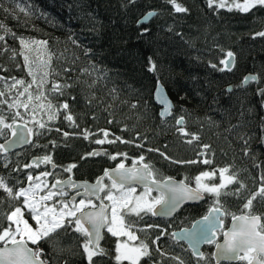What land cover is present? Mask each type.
I'll return each instance as SVG.
<instances>
[{
  "label": "trees",
  "instance_id": "obj_1",
  "mask_svg": "<svg viewBox=\"0 0 264 264\" xmlns=\"http://www.w3.org/2000/svg\"><path fill=\"white\" fill-rule=\"evenodd\" d=\"M178 3L188 11L176 13L165 0H0V24L14 34L0 31L5 35L0 41V76L23 80L24 85H17L21 88L35 78L31 92L43 93L38 102L44 105L33 110L37 121L24 124L23 112L9 98L6 81L0 79V91L5 93L0 101H7L0 103V115L13 123L12 117L19 112L16 123L40 133L33 134L23 149L0 153V175L7 178L10 187L18 191L26 184L24 165L34 157H51L54 171L59 173L53 172L57 178L54 181L70 177L95 182L106 169L121 163L132 165L133 161L139 164L137 159L143 156L142 162L151 165L157 180L174 178L193 187L195 178L203 172L214 175L202 182L218 185L219 169L228 168L225 175L235 174L246 188L239 195L221 197L222 210L228 213L223 217L224 225L232 214L247 213L243 205L258 190L264 176V95L260 94L264 89V37L255 35L264 31V8L244 13L235 8H209L207 0ZM148 12L158 15L138 26L137 21ZM144 28L148 29L146 33H142ZM19 37L47 43L25 49ZM228 52L234 54V64L231 70L220 71L224 68L220 61ZM149 57L155 64L154 72L148 70ZM246 74L257 76V81L243 86ZM41 81L46 82L38 88ZM50 81L68 87L54 91ZM157 82L173 101L167 118L159 116L153 102ZM49 103L51 108L47 107ZM64 103L69 105L67 110L59 107ZM9 104L14 106L9 108ZM69 113L75 126L65 119ZM50 115L54 118L49 119ZM180 117L189 135L178 132L176 120ZM41 123L44 128H40ZM86 129L90 133L87 139ZM105 131L109 133L107 140L119 137L129 143L105 142V153L88 155L99 149L95 141L103 138ZM193 134L199 139L188 143ZM73 164L76 167L65 171ZM237 188L239 184L234 183L225 191L235 192ZM0 201V213L21 206L19 200L10 199L2 190ZM214 201V195L205 194L202 202L184 206L169 220L125 214L127 224L139 227L140 238L135 242L149 244L151 257H142L139 264H179L180 260L198 264L186 245L175 242L171 234L189 227L214 206ZM251 214L264 217V202L259 198ZM0 223L8 227L10 222L5 217ZM144 226L148 228L142 230ZM162 231L167 234L161 235ZM157 236L158 248L173 257H162L155 249L152 241ZM120 239L105 232L101 247L106 254L94 257V264H129L115 259ZM84 240L73 222L51 239L40 241L38 247L43 249L42 259L48 264H88L82 248ZM203 253L206 259L199 264H214L212 246Z\"/></svg>",
  "mask_w": 264,
  "mask_h": 264
},
{
  "label": "snow or ice",
  "instance_id": "obj_2",
  "mask_svg": "<svg viewBox=\"0 0 264 264\" xmlns=\"http://www.w3.org/2000/svg\"><path fill=\"white\" fill-rule=\"evenodd\" d=\"M130 3H134L135 0H129ZM166 3L170 4L176 13H186L188 9L184 7L178 0H165ZM207 5L209 8L215 7L216 9L228 8L229 11L235 8L240 12L248 13L257 8H264V0H243L242 3L237 2V0H207ZM158 15L156 12H148L141 20L137 21V25L147 22L151 17ZM0 31H4L5 35H13L10 33L3 24H0ZM147 28L142 30V33H146ZM5 35H0V41L5 40ZM259 37H264V31L255 34ZM16 38V37H14ZM19 42L22 48L30 49L33 46L39 44H46L44 41H34L25 40L19 37ZM15 55V53H13ZM26 64L28 57H24ZM220 63L224 65L220 71L225 69L231 70V66L234 64V54L232 52L227 53V57L221 60ZM149 68L150 72H154L155 64L152 62L151 57H149ZM213 68L216 65H212ZM31 75V70H29ZM2 79V78H0ZM258 79L255 75H249L244 77V83L249 81H256ZM46 81H41L38 88L43 86ZM23 80L13 78V83L8 86L9 91L12 88H16L17 85H24ZM33 83H35V78H33ZM32 85L29 84L24 88L22 92H18V96L22 97L27 94L28 101L33 100L32 93L30 92ZM53 90L59 91L62 87H68L67 85L53 84ZM162 86L157 84L156 94L159 99V103L163 105L160 112L161 117H165L171 114L172 104L171 102L162 97ZM260 94L264 95V89L260 90ZM5 96V93L0 91V97ZM43 97V93L35 97L36 100H40ZM7 101H0V103H6ZM9 108L13 107L14 104H9ZM26 110L29 107V103H21ZM44 105H41L43 107ZM48 108L52 105L49 103ZM65 110L68 109L69 105L64 103L59 106ZM136 107V105H133ZM20 113L16 112L12 117L13 123L9 124L5 121L3 115H0V136H3L5 130H12V139L6 140L5 143L0 144V153H6L12 147L19 144L30 143V137L33 134L39 135L40 133H34L32 128H27V125L21 127L16 123V117H19ZM54 116L50 115L49 119H53ZM65 119L69 121L73 126H75V119L71 113L65 116ZM176 124L181 126L178 128V132L181 135H189L182 127L184 125V118L180 117L176 120ZM40 128H44V124L39 125ZM67 132L64 136H68ZM90 133L86 129L84 131V138L87 139ZM109 133L104 132L105 139L97 140L96 143L103 144L115 143L117 141L122 143H129L128 141H122L119 137L115 140H107ZM199 137L192 135V139L187 141L192 143L194 140H198ZM205 148L208 146L205 145ZM158 151V150H157ZM100 153L93 152L88 155H99ZM247 154V152H246ZM126 155V154H125ZM161 155H164L161 153ZM168 159V157H165ZM115 159V156L112 157ZM142 162L144 157H139ZM196 161H189L188 163H195ZM40 163H51V157L45 155L42 159L37 158L33 164L38 166ZM136 161H133L134 167L127 168L124 164L117 165V168L109 173L107 170L105 176L112 178V186L107 189V196L100 198L98 196L99 192L105 191L106 186L101 184L103 177L98 179L95 185L89 186L88 184H83L81 187L85 189V195H97L101 199L99 207L92 203L89 198L87 200L81 199L79 204H72L69 207L68 203L63 204V208L60 210L59 218L55 215L49 219V213L53 212V209H49L46 205H42L43 201L50 200L53 195H61L64 193H54L49 191L48 195L40 196L39 200L35 198V192L30 184L28 188H20L16 191L13 187H10L7 183V178L0 175V190L4 191L7 196L12 200H19L23 197V205L17 206L10 213H0V218H5L9 221L8 227H4L0 223V264H48L47 260L42 259L44 255L43 249L38 247V244L42 240L51 239L53 236L57 235L59 231L74 222L75 231L79 232L84 238V243L82 244L83 252L86 254L88 264H94V257L103 256L106 254L105 249L100 246V241L102 239L101 231L103 228L107 227L108 231L113 236H127L129 240H137L138 237L130 231L132 228L131 224L125 222V212L127 209L131 213H135L140 216L141 213H151L152 215H170L174 212L178 206L185 200H200L203 199L205 194H212L215 196L214 206L209 209L208 215L204 216L200 221L194 222L193 227L190 230H182L181 233H172L173 239L188 240L189 245L192 248L193 255L199 260L206 259L205 254L199 251V245L202 243L213 244L215 243L217 251L212 254L216 259L217 264L223 261H247V264H264V259H259V257L264 256V217L260 215H252V208L254 201L259 198L264 202V176H261V185L256 192L252 194L250 198L247 199L246 203L243 205V209L247 210L246 214L236 216L232 214L233 224L231 229L223 231V217L228 215L226 211H222L223 205L220 203V199L224 195H239L242 190L246 188V185L239 182L236 179L235 174L225 175L229 170L228 168L219 169L220 173V183L209 184L202 182L203 178H210L214 173L203 172L196 179V187H188L183 181L175 182L171 178H167L163 181H159L155 178V172L151 165L142 163L139 167H136ZM204 163H211L209 160H205ZM33 164L24 165L25 168L33 167ZM76 165H69L65 171H71ZM43 176L50 175L45 172ZM40 180L41 177H36ZM28 180L31 182L33 177L29 175ZM142 184L145 188V192L140 196H134L130 194L134 192L131 189V184ZM234 183L239 184V188L235 192H227L228 185ZM58 185H67L71 188H77L76 183L69 179L68 181H57L55 184L51 185L53 189L57 188ZM113 189L115 192H113ZM155 189L160 192V196L153 198L150 193ZM130 190V191H128ZM29 193L32 194V198H29ZM77 195H80L77 192ZM107 199L110 203L105 204L103 201ZM2 203V201H0ZM111 208V220H109L106 209ZM31 215V218L36 222V227L33 228L29 225L28 221L24 219V211ZM68 217L70 219H65ZM13 225L15 227L13 228ZM22 225V226H21ZM149 227H153L149 225ZM218 230L223 233V243L216 241V236ZM166 232H161V235H166ZM160 239V236L156 237V240L152 241L155 244ZM29 242L32 245H37V248L33 249L29 247ZM159 251V249H157ZM117 255L115 259L119 262L121 260H126L129 264H139L142 257H151V252L149 251V244L144 241H139V247H129L127 243L116 245ZM163 254V253H162ZM178 259V258H176ZM179 264H185L183 260H180Z\"/></svg>",
  "mask_w": 264,
  "mask_h": 264
},
{
  "label": "rangeland",
  "instance_id": "obj_3",
  "mask_svg": "<svg viewBox=\"0 0 264 264\" xmlns=\"http://www.w3.org/2000/svg\"><path fill=\"white\" fill-rule=\"evenodd\" d=\"M230 2H231V0H230ZM237 2L242 3L243 0H237ZM0 35H4V32H0ZM40 75H43V72L42 71L40 72ZM0 78H2V80H5L6 81V86H7L8 91H9V87L8 86H10L13 83V79L12 78L5 79V77H2V76H0ZM48 84H50V86H52L53 84H59V83L57 81H50V82H48ZM31 85H32V87H31V89H32L35 85L33 83ZM31 89H30V92H31ZM23 90H24V88H21V87L12 88L9 91V98H11L15 102V104L17 106H19L20 110L23 112L24 116L21 117V121L23 123L24 122L26 123L28 121L29 122L37 121L38 119L36 118L35 114L33 113V110L36 108L37 105H43V104L41 103V101L38 102V100L35 99V97L37 96L35 94H32L33 100L30 101V102L28 101L27 94L25 96H22V97L18 96V92H22ZM23 102L29 103V107H28L27 110L23 106H21V103H23ZM103 139H105V138L104 137L103 138H97L96 141L97 140H103ZM96 141H95V143H96ZM96 144L99 145V148H102V145L104 143L103 144L96 143ZM102 149L105 150V148H102ZM137 160H139V159H137ZM53 172L59 174L58 172H55V171H53ZM49 174L50 175H48V176H46L44 178L41 177L40 180H37L36 179L37 176H36L35 178H33V180L31 182L28 180V177H27L26 184L23 187H21V188H28L29 185L31 184L32 185V189H33V191L36 194L35 195V198L37 200H39L40 196H46V195H48V192L49 191L54 192V193H60V192H63L64 193L63 196H61V195H53L50 200H47V201H43L42 202V205H46L49 209H53V212H50L49 213V219H51L53 217V215H55L57 218H59V213H60V210L63 208V204L64 203H68L69 204V207H71L72 204L78 205L81 199L87 200L86 198H81V199H77L74 202L70 203L69 202V196H68L69 194L67 193V191H66V189L64 187H62V188L57 187L55 189H53L51 187V185H53L54 179H57V178H55L53 176V173H49ZM102 184H103V182H102ZM260 185L258 186V188L260 187ZM103 186H106V189H105V191H102V193L100 194L101 195L100 198H104V197L107 196V194H108L107 189L108 188H111L112 183H110V182L109 183H106L105 182L103 184ZM131 189H133V188H131ZM128 191H130V190H128ZM113 192H115L114 189H113ZM144 192L145 191H135V189H134V192H131L130 191V194L131 195H134V196H140ZM151 197L156 198V196L154 194H151ZM29 198L30 199L32 198V194L31 193H29ZM23 199H24L23 197L19 198V201L21 202V206L23 205ZM91 200H92V203L95 204V200L94 199H91ZM103 202L105 204H109L110 203L107 199H104ZM100 203H101V199H100ZM125 210H127V209H125ZM23 211H24V219H26L28 221L29 225H31L33 228H35L37 226L36 225V222L31 218V215L27 212L26 209H23ZM107 214H108L109 220H111V208L110 207L108 208ZM141 214H142V218H146L148 216V213H146V214L145 213H141ZM65 219H70V218L65 217ZM144 222H146V221H144ZM14 227H15V225H13V228ZM135 228L136 227H133L132 226V228L130 229V231H132L136 236H138V230L137 229L139 227L137 229H135ZM147 228H148V226H144L141 229L142 230H146ZM104 232H107V233L111 234L108 231L107 227H106V230ZM116 237H119V239L121 238L118 243H121V244L127 243V245L129 247H135V246H137V245L134 244L135 243V240H129L127 236H116ZM138 238H140V237H138ZM29 243H31V242H29ZM154 245L155 246H158L157 243H155ZM122 261H126V260H122Z\"/></svg>",
  "mask_w": 264,
  "mask_h": 264
},
{
  "label": "water",
  "instance_id": "obj_4",
  "mask_svg": "<svg viewBox=\"0 0 264 264\" xmlns=\"http://www.w3.org/2000/svg\"><path fill=\"white\" fill-rule=\"evenodd\" d=\"M146 15V14H145ZM144 15V16H145ZM144 16H142L139 20H141ZM152 18V17H151ZM151 18L147 21V22H145V23H143V24H140V25H145V24H147L150 20H151ZM138 20V21H139ZM233 66V65H232ZM232 66H231V68H232ZM226 70H228V69H226ZM249 75H251V74H246L244 77H246V76H249ZM257 81V80H256ZM256 81H253V82H256ZM251 81H249L248 83H244V79H243V81H242V85L243 86H247L249 83H250ZM159 83V85H161V83L160 82H157V84ZM157 84H156V87H155V89H154V91H153V102L155 103V105L159 108V116L161 117V115H160V112H161V110H162V107H163V105L162 104H160L159 103V99L161 98V97H158L157 96V94H156V88H157ZM162 86V85H161ZM162 89H163V91H162V94H161V96L162 97H164V98H166V99H168L170 102H171V104H172V109H173V101H172V99H171V97L168 95V93H167V91L165 90V88L162 86ZM227 89L228 90H231V87L229 86V87H227ZM172 109H171V111H172ZM169 116V115H168ZM168 116H165V117H161V118H167ZM17 124H19L21 127H23L24 126V124H22V123H18L17 122ZM178 127H180L179 125H177ZM27 128H29L28 126H27ZM12 139V130H11V132H10V136L6 139V140H11ZM30 139V141L32 140V136L29 138ZM5 140V141H6ZM5 141L3 142V143H5ZM2 143V144H3ZM29 143H27V144H19V145H16V146H14V147H12L11 149H9V151L7 152V153H11V152H14V151H18V150H21V149H23L24 147H26L27 145H28ZM93 152H97V153H100L99 155H101V154H103L104 152H105V150H103L102 148H99V149H96V150H94ZM92 152V153H93ZM37 158H43V157H34V158H32L31 159V161H30V164H33V162L37 159ZM143 162H141V163H139V164H136L135 166L136 167H139L141 164H142ZM144 164H146V163H144ZM34 166H36L35 164H33ZM39 165H42L43 167L44 166H46L47 165V163H40ZM48 165H49V167H50V169L51 170H53L54 168H55V164H53V163H48ZM125 167H127V168H132V167H134V164H132V165H125ZM117 168V166H115V167H111V168H108V169H106L109 173H112L113 172V170H115ZM106 170L103 172V174H101L96 180H95V182H89V181H84V180H73L72 178H70V177H68V178H65V179H63V180H55L54 182H53V184H55L57 181H68L69 179H71V181H73L74 183H76V185H77V188H71V190L72 191H76V190H80L79 191V193H80V195H77V193L76 194H74V195H72L70 198H69V202L70 203H72V202H74L75 200H77V199H81V198H86V199H92V198H94V197H96V198H98L97 197V195H91V196H86L85 195V189H84V187H81V185H83V184H88L89 186H91V185H95L96 183H97V181H98V179H100L101 177H103V180L104 179H107L108 181H110L111 183H112V178H115V176L113 175V177L112 178H109V176H105V172H106ZM167 179V178H166ZM173 181H175V182H181L182 180H179V179H174V178H171ZM103 180L101 181V184H102V182H103ZM163 180H165V179H163ZM163 180H159V181H163ZM184 182V181H183ZM185 183V182H184ZM186 184V183H185ZM188 187H191V188H195V187H193V186H191V185H188V184H186ZM57 187H60V188H62V187H64V188H66V187H68L67 185H63V186H61V185H58ZM131 187H137V188H139V189H145L144 188V186L142 185V184H136V183H133V184H131ZM153 191H156L155 189H153ZM156 192H158V191H156ZM158 193H160V192H158ZM100 194H101V192H99L98 193V196H100ZM204 200V196H203V199H200V200H185V201H183L179 206H178V208L174 211V212H172L170 215H152L153 217H155V218H158V219H169V218H171L172 216H174L184 205H197V204H199L200 202H202ZM100 205V204H99ZM99 205L97 206V207H99ZM212 208V207H211ZM106 211H107V209H106ZM223 211V210H222ZM208 213H209V210L207 211V213H206V215H208ZM206 215H204V216H206ZM240 215H242V214H239V215H237V216H240ZM204 216H202V217H200L199 219H197V220H195L194 222H197V221H200ZM194 222L191 224V226L187 229V228H183V229H180V230H177V231H174V232H172V233H181L182 232V230H190L192 227H193V224H194ZM232 224H233V220H232V218L230 219V221H229V224H228V227L226 228V229H224V221H223V226H222V228H223V231H227V230H229V229H231V227H232ZM106 230V227L105 228H103L102 229V231H101V236H102V239H101V241H100V245H101V243H102V240H103V232ZM218 232H222L221 230H218ZM218 232H217V236H216V241L218 240ZM223 233H222V235H221V239L218 241L219 243H223ZM176 242H180V243H184L187 247H188V249L191 251V253H192V255H193V251H192V248L190 247V245H189V241L188 240H186V239H184V240H180V239H174ZM209 245H212V244H208V243H202V244H200L199 245V251H201L202 252V248L204 247V246H209ZM0 246H3V245H0ZM29 247H31V248H33L30 244H29ZM34 249V248H33ZM217 251V248H216V245H214V248H213V251H212V254L213 253H215ZM193 257L194 258H196V259H198L195 255H193ZM212 259H213V262L215 263V264H217V262H216V259L212 256ZM260 259V258H259ZM224 262H227V263H236V262H238V261H221L220 263H224Z\"/></svg>",
  "mask_w": 264,
  "mask_h": 264
},
{
  "label": "flooded vegetation",
  "instance_id": "obj_5",
  "mask_svg": "<svg viewBox=\"0 0 264 264\" xmlns=\"http://www.w3.org/2000/svg\"><path fill=\"white\" fill-rule=\"evenodd\" d=\"M9 124H11V123H9ZM30 128V127H29ZM10 132H11V129H7V130H5V133H4V135H6L7 134V137L5 138V139H3V140H1L0 139V144H2L9 136H10ZM31 161V160H30ZM29 164H30V162H29ZM56 168V167H55ZM54 168V169H55ZM54 169L53 170H51L50 169V167H49V165H48V163H47V165L46 166H42V165H38V166H34L33 165V167H31V168H27V172H26V177H29V175H31L33 178H35L36 176L38 177H42V178H44L45 176H43L42 174L43 173H45V172H47V173H53V171H54ZM38 173V174H37ZM62 180V179H64V178H59V180ZM107 180V179H106ZM54 182V181H53ZM110 182V181H109ZM111 183V182H110ZM103 185V184H102ZM131 188H133V189H135V191H145V189H139V188H137V187H131ZM66 189V191H67V193L69 194L68 196H69V198L72 196V195H74V194H76L77 192H79L80 190H76V191H72L71 190V187L70 186H68V187H66L65 188ZM102 193V192H101ZM151 194H154L156 197H159L160 196V193H158V192H156V191H152L151 193H150V195ZM99 197H101V195L99 196ZM92 199H94L95 200V205H99L100 204V198H96V197H94V198H92ZM184 206H189V205H184ZM183 206V207H184ZM190 206H192V205H190ZM182 207V208H183ZM181 208V209H182ZM211 208V207H210ZM209 208V209H210ZM180 209V210H181ZM208 209V210H209ZM179 210V211H180ZM207 210V211H208ZM178 211V212H179ZM107 212H108V209H107ZM124 212H125V214H135V213H131V212H129L128 210H124ZM177 212V213H178ZM176 213V214H177ZM207 213V212H206ZM206 213L204 214V215H206ZM146 214V213H145ZM175 214V215H176ZM108 215V214H107ZM136 215V214H135ZM148 215H150V217H152V218H155V217H153L152 216V214L151 213H148ZM174 215V216H175ZM203 215V216H204ZM173 217V216H172ZM171 217V218H172ZM202 217V216H201ZM147 218V217H146ZM156 219H158V218H156ZM170 219V218H169ZM169 219H162V220H169ZM199 219V218H198ZM231 219V218H230ZM197 220V219H196ZM230 221V220H229ZM229 224V223H228ZM191 226V225H190ZM189 226V227H190ZM189 227H184V228H189ZM228 227V225L227 226H225L224 225V229H226ZM135 229H137V228H135ZM180 229H183V228H180ZM180 229H178V230H180ZM177 231V230H176ZM105 232H103V234H104ZM172 235V234H171ZM221 235H222V232H218V240H217V242L221 239ZM138 237V236H137ZM174 240V239H173ZM136 241V240H135ZM175 241V240H174ZM176 242V241H175ZM138 243V242H137ZM137 243L135 242L134 244L135 245H137ZM177 243H180V242H177ZM184 244V243H183ZM214 245H215V243H213L212 245H209V246H212V251H213V248H214ZM101 246V245H100ZM134 246V245H133ZM138 246V245H137ZM137 246H135V247H137ZM187 247V246H186ZM208 246H204L203 248H202V252H203V250L205 249V248H207ZM187 249H188V247H187ZM188 251L190 252V254H191V256L193 257V255H192V253H191V251L188 249ZM211 256H212V253H211ZM194 258V257H193ZM260 259H264V256H261V257H259ZM238 262H240V263H244V264H247V261H238ZM224 263H227V262H224ZM237 263V262H236ZM215 264V263H214ZM220 264H222V263H220ZM228 264H234V263H228Z\"/></svg>",
  "mask_w": 264,
  "mask_h": 264
},
{
  "label": "bare ground",
  "instance_id": "obj_6",
  "mask_svg": "<svg viewBox=\"0 0 264 264\" xmlns=\"http://www.w3.org/2000/svg\"><path fill=\"white\" fill-rule=\"evenodd\" d=\"M152 97H153V94H152ZM147 239V238H146ZM103 241V240H102ZM144 241V240H142ZM138 247H139V243H137ZM155 249H159L158 246H155ZM159 252L161 253L162 257H165V258H171L173 257V255L170 253V254H167V253H164L162 252L160 249H159ZM163 253V254H162Z\"/></svg>",
  "mask_w": 264,
  "mask_h": 264
}]
</instances>
